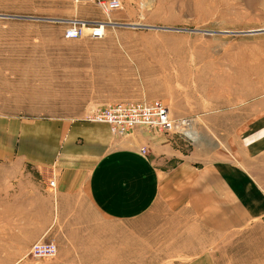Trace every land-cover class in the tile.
<instances>
[{"label": "rangeland", "instance_id": "1", "mask_svg": "<svg viewBox=\"0 0 264 264\" xmlns=\"http://www.w3.org/2000/svg\"><path fill=\"white\" fill-rule=\"evenodd\" d=\"M70 21L108 23L105 37L67 40ZM260 29L264 0H123L109 18L89 2L0 0V84L6 86L0 104L11 114L31 107L25 99L36 96L27 89L38 87L39 76L47 119L76 111L85 116L117 102L159 101L172 117L191 120L194 141L181 137L190 152L194 147L207 164L221 159L229 167L235 134L223 133L219 141L211 132L197 143V126L214 124L215 111L235 104L230 93L239 104L248 99L252 123L264 124V32L247 33ZM219 123L229 124V117ZM262 152L250 160L253 174L264 177ZM17 171L0 161V264H264V195L252 202L250 215L246 198L222 191L199 198L198 213L160 203L139 218L116 221L80 192L65 228L59 232L55 223L43 231L44 213L28 210L38 199L11 187L20 182L12 180ZM206 185L207 194L217 192ZM47 190L54 200L55 187ZM239 213L252 218L229 220ZM39 241L55 244L54 256L31 254Z\"/></svg>", "mask_w": 264, "mask_h": 264}, {"label": "crops", "instance_id": "2", "mask_svg": "<svg viewBox=\"0 0 264 264\" xmlns=\"http://www.w3.org/2000/svg\"><path fill=\"white\" fill-rule=\"evenodd\" d=\"M38 80L36 89H27L36 96V99H25L31 107L24 106L21 113L11 114L0 104V161L13 163L19 169L12 180L20 182L11 186L13 190L29 196L30 200L38 199L31 201L28 210L45 214L41 217L43 231L49 225L55 227V223L59 232L65 228L67 213L77 211L76 196L80 192L85 193L99 214L116 221L139 218L160 203L172 209L189 205L198 213L202 206L199 198L221 196L222 191L230 198H246L244 213L250 215L252 202L260 201L264 195V177L253 174L250 160L255 150H264V124L252 123L248 99L239 104L237 97L230 93L228 100L236 103L230 104L227 110L215 111L214 124L197 126V143L206 142V134L211 132L219 134V141L224 139L223 133L235 134L230 137L234 140L230 143L235 145H230V152L235 162L226 167L221 159L207 164L197 158L195 148L190 152L178 135L167 136L138 128L125 138H115L106 125L83 121L82 111L44 118L45 107L40 104L45 102L46 83L42 76ZM4 87L0 84V94L5 91ZM34 101H38V107ZM223 116L229 117V124L219 123ZM143 148L145 154L141 153ZM53 172L54 200L45 182ZM207 181L208 189L216 193L207 194ZM211 201L206 202L207 206H211ZM235 205L238 206L237 202ZM239 214L228 219L243 221L245 214ZM251 218L246 217V221Z\"/></svg>", "mask_w": 264, "mask_h": 264}, {"label": "built area", "instance_id": "3", "mask_svg": "<svg viewBox=\"0 0 264 264\" xmlns=\"http://www.w3.org/2000/svg\"><path fill=\"white\" fill-rule=\"evenodd\" d=\"M74 3L89 2L100 9L107 18L113 11L122 8L123 0H73ZM109 20V19H108ZM64 32L67 40L89 38L100 40L105 37V26L101 21H70ZM84 121L104 124L112 136L124 138L136 128H145L157 134L167 136L178 135L189 141H194V131L189 118H174L168 108L159 101L152 102H117L89 111ZM142 154L145 150L141 149ZM49 188L55 187L53 174L45 178ZM56 252L53 243L39 241L35 243L30 253L37 257H52Z\"/></svg>", "mask_w": 264, "mask_h": 264}, {"label": "water", "instance_id": "4", "mask_svg": "<svg viewBox=\"0 0 264 264\" xmlns=\"http://www.w3.org/2000/svg\"><path fill=\"white\" fill-rule=\"evenodd\" d=\"M255 32H264V30L260 29V30H256V31H250V32H247V33H255Z\"/></svg>", "mask_w": 264, "mask_h": 264}]
</instances>
